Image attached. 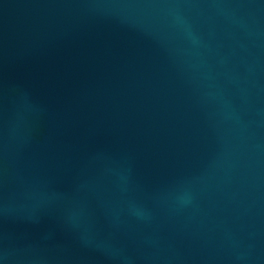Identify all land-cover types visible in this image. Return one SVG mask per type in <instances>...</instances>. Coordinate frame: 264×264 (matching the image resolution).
Returning <instances> with one entry per match:
<instances>
[{
  "label": "water",
  "instance_id": "95a60500",
  "mask_svg": "<svg viewBox=\"0 0 264 264\" xmlns=\"http://www.w3.org/2000/svg\"><path fill=\"white\" fill-rule=\"evenodd\" d=\"M0 264H264V0H0Z\"/></svg>",
  "mask_w": 264,
  "mask_h": 264
}]
</instances>
